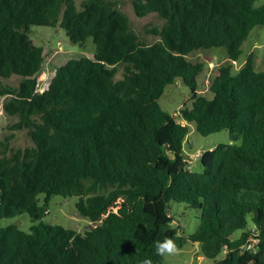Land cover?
<instances>
[{"label": "trees", "instance_id": "trees-1", "mask_svg": "<svg viewBox=\"0 0 264 264\" xmlns=\"http://www.w3.org/2000/svg\"><path fill=\"white\" fill-rule=\"evenodd\" d=\"M134 7L164 20L152 30L160 41L139 38L120 0H0V77L22 78L0 86V98L10 94L12 127L34 142L12 152L9 140L0 143V219L27 212L37 222L30 232L0 227V264H167L155 250L165 239L181 249L191 240L213 264H264V71L253 53L237 74L222 65L208 97L198 93L205 63L187 59L224 47L238 60L264 24V2L135 0ZM57 24L74 44L92 37L94 58L69 59L39 91L44 47L31 26ZM178 78L193 91L181 120L158 101ZM193 122L203 135L230 133L231 143L200 155V169L189 165L184 144ZM55 195H77L79 213L100 224L81 233L45 222ZM172 202L201 210L193 233H179Z\"/></svg>", "mask_w": 264, "mask_h": 264}, {"label": "rangeland", "instance_id": "rangeland-1", "mask_svg": "<svg viewBox=\"0 0 264 264\" xmlns=\"http://www.w3.org/2000/svg\"><path fill=\"white\" fill-rule=\"evenodd\" d=\"M84 0H76L80 6ZM135 0H120V8L124 11L130 20L132 30L146 44H153L161 40V36L153 29H162L164 20L156 13H149L145 16L137 14L134 7ZM264 0H257V4L263 3ZM31 39L35 44L44 47V61L41 70L36 75L37 88L39 91L45 90L52 78L56 74V68L63 65L71 58L89 57L94 58L96 46L92 37H89L86 44H74L70 42L66 31L57 24L56 26L32 25L30 32ZM243 52L238 60L232 61L224 47H213L210 49L196 50L187 55V59L193 62L205 63L204 70L198 78V93L208 97H212L213 93L209 90V84L214 78L218 67L232 63L233 73L237 74L246 63L247 57L253 53L256 69L264 71V24L256 26L251 31L248 38L242 46ZM122 75L120 68L118 76ZM22 78L13 75L10 78L0 77V86L8 85L17 87ZM193 91L187 86L182 79L178 78L174 83L169 84L162 96L158 99L163 109L177 116L181 120L179 112L185 107L192 105ZM10 94L0 98V143L7 142L9 144V152L19 148L34 146L33 140L25 129H15L12 125L18 120L6 114L4 109L5 102L9 99ZM190 132L185 137V149L187 151V161L194 169H200L198 165L200 155L215 147L220 143H231L230 133L228 130H222L210 135H203L196 130V124L190 123ZM9 138V139H8ZM4 149L0 145V152ZM199 154V155H198ZM79 200L77 195L64 197L55 195L51 197L49 207L43 217L45 222L51 224H60L65 228L74 229L84 233L92 226L99 225V222H93L89 218L81 215L76 206ZM41 204L44 203L43 197L40 199ZM200 209L190 208L185 203L172 202V212L174 217L173 224L179 227V233L187 235L193 233L199 223ZM34 222L29 213L25 212L17 214L13 217L0 219V227L15 224L20 229L30 232ZM254 227L251 216L248 217L247 229ZM241 230L235 232V236L239 237ZM167 264H213V260L209 259L199 252V246L189 240L184 248L176 247L173 254L165 256Z\"/></svg>", "mask_w": 264, "mask_h": 264}, {"label": "clouds", "instance_id": "clouds-1", "mask_svg": "<svg viewBox=\"0 0 264 264\" xmlns=\"http://www.w3.org/2000/svg\"><path fill=\"white\" fill-rule=\"evenodd\" d=\"M156 254L159 256H166L173 254L176 250V246L172 239H165L164 241L155 242ZM143 264H151V261L146 259L143 261Z\"/></svg>", "mask_w": 264, "mask_h": 264}, {"label": "built area", "instance_id": "built-area-1", "mask_svg": "<svg viewBox=\"0 0 264 264\" xmlns=\"http://www.w3.org/2000/svg\"><path fill=\"white\" fill-rule=\"evenodd\" d=\"M199 155V154H198ZM252 244H248L247 247H250Z\"/></svg>", "mask_w": 264, "mask_h": 264}]
</instances>
